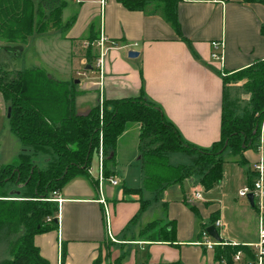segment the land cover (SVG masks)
I'll return each mask as SVG.
<instances>
[{
  "label": "crops",
  "instance_id": "obj_1",
  "mask_svg": "<svg viewBox=\"0 0 264 264\" xmlns=\"http://www.w3.org/2000/svg\"><path fill=\"white\" fill-rule=\"evenodd\" d=\"M177 13L187 41L176 34L156 1H150L145 9L130 10L119 0H66L62 12L65 27L52 28L43 34L35 33L25 43L0 40V54L14 58L29 56L31 63L23 70L41 68L53 78L69 82L56 78L55 74L68 76L77 61L87 69L91 68L84 45L92 36V22H96L99 37L102 33L106 38L103 98L131 97L143 92L161 108L185 141L208 148L221 136L224 106L234 112L242 100L245 113L251 109L250 94L243 88L242 82L225 85L223 74H232L258 59H264V5L245 3L243 0H178ZM73 17L74 21L69 23ZM215 40L224 42L223 62L211 57L212 41ZM132 50L138 55L129 57L128 53ZM83 90L98 91V101L80 112L91 110L99 103V80L84 82ZM4 99L0 92V109L8 115L9 107ZM138 127L140 135V124ZM136 145L135 181L131 179L130 166L121 174L123 178L116 173L117 168L112 167L119 183L121 181L129 188H143L139 137ZM244 156L246 163L237 161L232 155L227 157L221 181L208 191L200 182L187 192L183 187L175 188L173 184L155 200L162 202L164 212L158 219H162V224H174L173 243L143 239L135 241L126 235L121 238L120 233L139 210L138 197L133 194L126 196L123 189L117 192V185L105 183L103 194L109 206L112 235L125 245L148 247L146 264L177 260L182 264H220L213 250L196 244L202 238V223L208 224L212 213H216L221 220L222 226L217 230L222 240L250 244L258 239L254 204L245 197L255 212V218L243 216L249 207L242 202L244 197H240L238 191L253 179L254 165L260 153L249 149ZM183 157L177 152L169 153L170 162L172 159L183 160ZM115 162L117 166L124 164L118 155ZM94 181H97V174L90 171L89 176H77L70 180L55 195V198L62 199L56 216L58 228L35 237L41 255L50 264L59 263L62 244L67 250L64 264H92L101 247L107 248L114 257L120 253H115L107 240L105 210L99 201L98 181L97 184ZM24 189V185L15 182L12 192L19 195ZM194 190L201 192L202 200H192ZM171 194L174 196L171 197ZM233 194H236L234 200L231 199ZM191 205L197 208V213L190 208ZM145 213L146 210L135 222V225H139L137 230L134 229L135 235L149 222L141 220ZM104 241L106 244L103 246Z\"/></svg>",
  "mask_w": 264,
  "mask_h": 264
},
{
  "label": "trees",
  "instance_id": "obj_2",
  "mask_svg": "<svg viewBox=\"0 0 264 264\" xmlns=\"http://www.w3.org/2000/svg\"><path fill=\"white\" fill-rule=\"evenodd\" d=\"M150 1L159 3L166 21L181 39L187 41L178 20V0H119L130 10L145 9ZM243 2L264 5V0ZM65 5L66 0H0V40L25 43L35 33L43 34L52 28L62 29L66 26L62 20ZM91 31L86 50L89 63L99 56L93 45L99 38L96 22H92ZM235 81H241L250 94L251 109L239 116L224 106L221 136L211 147L204 148L185 141L161 108L143 92L131 97L104 98L102 113L98 103L88 115H80L75 105L77 89L73 82L57 80L41 68L8 70L0 65V92L10 102V129L23 144L35 148L49 147L57 156L48 167L40 168L28 156L20 154L17 160L0 168V229L7 226L10 234L15 236L10 244L11 258L1 260L0 264H50L41 255L35 237L57 230L59 203L54 200L55 192L77 176H89L93 152L99 148L100 133L103 134L105 174L114 176L115 170L108 163L115 160L111 152L116 148L118 137L125 131L128 122L140 124L139 155L144 174L143 188L153 192L154 200L159 199L169 186L181 184L193 176L199 177L205 190L212 189L222 179L226 150L237 161L246 163V150L259 151L264 118V59H258L232 74H223L225 85ZM172 152L183 153L190 161L171 163L169 153ZM256 175L255 171L249 185L253 184ZM8 181L24 185L20 196L12 198L4 192L3 186ZM143 188L124 186V194L136 195L140 204L129 224L135 223L150 205L151 201L142 197ZM190 208L197 213L194 205ZM218 219L217 214L212 213L209 223H202V232ZM138 237L151 242L173 243L175 227L173 222L162 224V219L151 220L141 228ZM239 250L247 253L246 257L252 256L250 248L243 244H224L213 249L220 264L222 260L234 264L233 257ZM66 256L67 250L62 244V264ZM110 256L111 253L107 258ZM123 259L124 254L106 264H123ZM104 260L101 247L92 264H103ZM157 264L182 263L177 260Z\"/></svg>",
  "mask_w": 264,
  "mask_h": 264
},
{
  "label": "rangeland",
  "instance_id": "obj_3",
  "mask_svg": "<svg viewBox=\"0 0 264 264\" xmlns=\"http://www.w3.org/2000/svg\"><path fill=\"white\" fill-rule=\"evenodd\" d=\"M99 24V20H97ZM94 51L99 53V50L97 48L94 49ZM1 61L0 65L6 69L10 70H15V69H25L26 67L29 66V63H31V57H19V58H14L11 56H6L4 57L3 53L0 54ZM105 59V56L103 57V61ZM91 68L87 69L86 66L80 64L79 61L76 62V66L72 69H70V72L68 76L67 74H64L63 76H59L55 74L56 78H61V79H67L69 82H73L75 85V88L78 90L77 93H75V105L77 107V110L80 111L81 109L89 106V105H94L96 101H98V91H90L87 92L88 90H83V85L84 82H92V81H98L99 80V71L96 67V60L92 61L90 63ZM103 76H104V62H103ZM105 82V80H104ZM7 108L9 107V100L4 99ZM236 115L242 116L245 113V108H244V102L240 100L234 110ZM264 122V118L262 121V125ZM139 123L136 121H130L126 124V130L123 132L122 136L120 137L119 141L116 144V148L114 151L111 152V155H115V160H116V155L122 158V161L124 164H116L115 160H111L108 164L111 167H116V173L123 178V171L126 169L131 170V179L135 181L134 173L137 171L135 165V155H138V149H137V141L139 137ZM262 128V126H261ZM17 152V156L14 157L15 153ZM20 154H24L28 156L29 160L32 161L34 164H36L40 168H46L48 167L51 163L55 162L57 159L56 154L53 152V150L49 147H43V148H35L32 145H25L23 144L20 139L12 132L9 126V119L7 112H3L2 109H0V168L9 163L10 161L13 162L14 160H17L19 158ZM180 156H184L183 160H173L172 163H180V162H189L190 158L187 155H183L181 153ZM224 159L227 157L231 156V153L229 150H226L223 154ZM14 157V158H13ZM98 160H99V154L98 151H94L91 159V164H90V171L93 174L98 173ZM131 164V165H130ZM136 170V171H135ZM137 173V172H136ZM121 180V179H120ZM200 182V179L198 176H193L190 178H187L183 183H176L173 186L175 188H182L185 189V192L191 191L192 189L196 188L198 186V183ZM135 183V182H134ZM18 184V183H17ZM22 184V183H21ZM15 182L14 181H8L4 186V192L7 193L8 196H11L12 198H16L17 194L13 193L12 190L14 188ZM23 185V184H22ZM117 192L121 191L124 189L123 182L120 181V183L115 186ZM144 194L142 197L144 199L150 200V205L146 209V213L144 214V217L142 222L146 220L151 221L158 219L162 217L163 215V209H162V202H157L153 199L154 195L153 192L144 189ZM234 192L235 190L232 189ZM22 193V192H21ZM21 193L18 195L20 196ZM12 194V195H11ZM127 196V194H125ZM174 194H171V197H173ZM236 197V194H233L231 196V199L234 200L233 198ZM242 202L244 204H247L249 207V211H246L243 213V216H249L250 218H255L254 210L250 206L249 202L245 199L242 198ZM113 211V210H112ZM232 216V215H231ZM164 217V216H163ZM165 218V217H164ZM140 220V221H141ZM198 223L199 219H197ZM196 224L198 230H200V224ZM139 225H135V223H131L128 225L126 229H124L120 233V237H130V240H137L140 241L143 238H139L138 235H135V228L137 230ZM231 227H233L231 225ZM23 232V229L21 230V233ZM134 235V236H133ZM132 237V238H131ZM112 239L108 234H107V240L108 242L114 247L113 251L120 252L118 256L124 254V259H123V264H146V261L148 260V247L141 248L139 245H134V244H127L125 245L122 243L123 241L121 239H117L113 235ZM15 239V236L10 234L9 229L7 226H4L0 229V261L4 259H9L11 258V253H10V244L12 241ZM129 239V238H127ZM125 240V239H124ZM106 244V243H105ZM109 250L107 248H103V257L104 261L103 264L109 263L110 260L114 258V254L111 255L109 258H107V255L109 254Z\"/></svg>",
  "mask_w": 264,
  "mask_h": 264
},
{
  "label": "built area",
  "instance_id": "obj_4",
  "mask_svg": "<svg viewBox=\"0 0 264 264\" xmlns=\"http://www.w3.org/2000/svg\"><path fill=\"white\" fill-rule=\"evenodd\" d=\"M105 42L106 38L101 33L100 37L93 43V45L99 50V56L96 59V67L99 71V85H100V98H99V106L100 111H103V57L105 55ZM89 42L85 43V47H88ZM212 53L211 57L213 60L223 62L224 61V42L223 41H212ZM259 153L260 157L259 160L255 163L254 168L257 173L253 184L247 185L241 188L238 191V195L240 197H247L249 194L253 195L254 200V208L257 214V222H258V239L254 243L250 244H243L250 248L251 250V257H246V254L243 250H239L233 257L234 264H264V122L261 128V135H260V145H259ZM99 160H98V173H97V181L99 187V193L101 198L99 201L103 204L105 210V217H106V228L107 234L112 238L110 220H109V206L106 198L103 194V187L105 183H109L111 185H118L119 180L115 176H106L105 174V151H104V143H103V134L100 133L99 137V148H98ZM90 172V169H89ZM57 193L55 192V195ZM203 195L200 191L194 190L192 194V200H202ZM55 201L58 203L61 202V198H54ZM216 228L222 226L221 220L218 219L214 224ZM197 245L206 248L207 250H213L218 245L224 244H231V245H239L235 242H228V241H218L214 239L210 233L206 230L202 232V238L196 242ZM246 257V258H245ZM61 264V258L59 263ZM221 264H228L226 260H222Z\"/></svg>",
  "mask_w": 264,
  "mask_h": 264
},
{
  "label": "water",
  "instance_id": "obj_5",
  "mask_svg": "<svg viewBox=\"0 0 264 264\" xmlns=\"http://www.w3.org/2000/svg\"><path fill=\"white\" fill-rule=\"evenodd\" d=\"M128 55H129V57H135V56L138 55V52L132 50V51H130L128 53ZM89 113H90V110L83 111V112H80V111L78 112V114H80V115H88ZM9 114H10V108L8 109V116H9ZM248 199L251 202V204L253 205L254 204V200H253V195L252 194H249L248 195ZM56 221H58L57 218H56ZM207 231L210 233V235L214 239H216L218 241H221L222 240V238H221V236H220V234H219V232H218V230H217V228H216L215 225H209L207 227Z\"/></svg>",
  "mask_w": 264,
  "mask_h": 264
}]
</instances>
